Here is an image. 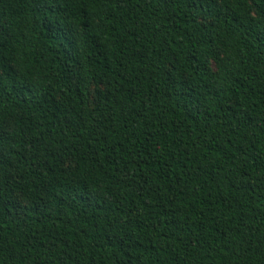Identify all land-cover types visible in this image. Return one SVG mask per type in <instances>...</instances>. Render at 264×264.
I'll use <instances>...</instances> for the list:
<instances>
[{"label": "trees", "instance_id": "1", "mask_svg": "<svg viewBox=\"0 0 264 264\" xmlns=\"http://www.w3.org/2000/svg\"><path fill=\"white\" fill-rule=\"evenodd\" d=\"M0 264H264V0H0Z\"/></svg>", "mask_w": 264, "mask_h": 264}, {"label": "snow or ice", "instance_id": "2", "mask_svg": "<svg viewBox=\"0 0 264 264\" xmlns=\"http://www.w3.org/2000/svg\"><path fill=\"white\" fill-rule=\"evenodd\" d=\"M39 2L43 7L48 8L51 6L54 0H39Z\"/></svg>", "mask_w": 264, "mask_h": 264}]
</instances>
